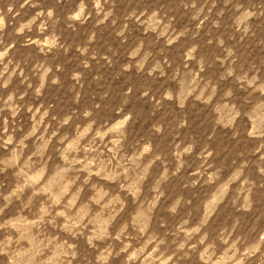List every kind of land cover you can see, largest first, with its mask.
<instances>
[{"label":"rangeland","instance_id":"1","mask_svg":"<svg viewBox=\"0 0 264 264\" xmlns=\"http://www.w3.org/2000/svg\"><path fill=\"white\" fill-rule=\"evenodd\" d=\"M0 17V192H23L0 200V249L264 264V0H0Z\"/></svg>","mask_w":264,"mask_h":264},{"label":"clouds","instance_id":"2","mask_svg":"<svg viewBox=\"0 0 264 264\" xmlns=\"http://www.w3.org/2000/svg\"><path fill=\"white\" fill-rule=\"evenodd\" d=\"M9 11H11V8H9ZM81 12H83V7H81ZM253 14L254 13L252 11L243 12V16L245 18ZM2 25L3 18L0 17V26ZM27 27L28 24H24L21 26L20 30L22 31ZM21 144H23V141H21ZM15 161L16 154H13L11 158V164L9 166L14 168L16 166ZM5 171L6 169H0V174ZM22 194L23 192L21 188H16L15 191L9 190L8 195H4L3 192H0V200H7L9 203H11L12 197H16L17 199H19ZM4 207H7V205H4ZM96 239L100 240L103 239V237L97 236ZM2 243L3 248L0 249V256L5 258H0V264H41V261H43L46 256V253H34L32 256H29L27 253H22L24 245L19 240L5 239L2 241ZM36 256H39V259H36ZM62 256L63 259L60 261V264H96L94 259H89L87 256L79 258L78 250L73 249L71 245H68L64 248Z\"/></svg>","mask_w":264,"mask_h":264}]
</instances>
